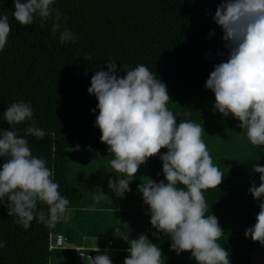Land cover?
<instances>
[{"label": "trees", "instance_id": "16d2710c", "mask_svg": "<svg viewBox=\"0 0 264 264\" xmlns=\"http://www.w3.org/2000/svg\"><path fill=\"white\" fill-rule=\"evenodd\" d=\"M219 3L54 0L52 15L43 26L36 15L31 25L22 26L12 16L13 0H0V17L7 15L11 26L0 51V135L11 130L28 141L32 155L45 161L60 194L68 199L66 211H72L68 220L60 217L48 224L34 219L24 228L0 206V243L4 245L0 247V264H78L89 260L75 248H50L51 234L64 235L75 247H87V254L93 253L89 248L94 244L103 246L112 240L114 248L125 249L124 262L131 240L123 237L128 218L138 222V237L147 236L161 249L163 264H196L191 252L177 255L170 248L171 238L151 226L148 206L138 192L137 186L149 178L166 182L159 156L140 166L123 197L109 189V179L119 174L112 172L113 156L100 141L101 132L95 126L98 100L88 88L92 76L107 71L109 62L116 64L118 77L145 65L166 85L171 98L167 107L177 124L191 121L203 126L202 138L213 163L218 166L219 161L229 159L219 150L223 115L214 112V93L205 87L214 67L229 55L222 30L213 19ZM57 12L61 30H70L74 40L61 43L60 31L53 32ZM17 102L28 104L33 116L9 125L4 111ZM32 125L45 132L43 139L26 133ZM238 129L245 138L244 130ZM76 146L79 150L71 149ZM212 146L216 149L211 150ZM166 151L162 149L161 154ZM5 160L0 158V166ZM254 164L264 167V145L256 147L249 142L233 165L218 166L224 175L222 183L203 193L206 215H215L224 230L218 243L228 251L230 264H255L260 246L244 235L256 223L261 202L249 192L253 183L260 184V174L252 170ZM103 193L106 198L97 202L94 197ZM37 209L47 216L46 205L38 203Z\"/></svg>", "mask_w": 264, "mask_h": 264}, {"label": "clouds", "instance_id": "9594fccd", "mask_svg": "<svg viewBox=\"0 0 264 264\" xmlns=\"http://www.w3.org/2000/svg\"><path fill=\"white\" fill-rule=\"evenodd\" d=\"M53 2L13 0L12 16L27 26L36 15L43 26L52 15ZM213 19L222 30V40L229 51L227 60L214 67L205 83L215 96L213 110L238 120V127L244 130L251 145H264V0H220ZM59 20L57 12L52 30L60 31L61 43L74 40L70 30H61ZM10 32L9 17L3 15L0 51ZM107 69L92 76L88 93L98 100L95 126L101 132L100 141L113 156L110 168L119 174L116 179H109V189L123 197L130 191L129 185L140 166L159 156L166 182L149 178L137 186L148 206L151 226L171 238L170 248L177 255L191 252L196 264H230L228 251L218 243L224 230L215 215H206L208 205L203 193L217 188L224 175L213 163L202 138L204 127L191 121L177 124L167 107L171 98L166 85L145 65H138L123 77L116 75L114 62H109ZM32 116L31 107L24 102L13 103L4 111L9 125ZM26 133L38 139L45 137V132L34 125ZM71 149L79 150V146ZM162 149H167L166 153L161 154ZM0 158H6L0 166V206L7 208L8 216L17 217L15 222L24 228L34 219L48 224L59 220L69 201L60 194V186L53 181V172L45 161L32 155L28 141L15 131L5 130L0 135ZM252 170L260 174V184L253 183L249 192L261 202L256 223L244 235L264 245V167L254 164ZM105 198L104 193L94 197L97 202ZM38 203L47 206V216L37 209ZM128 243L129 255L123 264H163L161 249L147 236L141 234ZM89 264L112 261L109 255L100 254L89 256Z\"/></svg>", "mask_w": 264, "mask_h": 264}, {"label": "rangeland", "instance_id": "374dc122", "mask_svg": "<svg viewBox=\"0 0 264 264\" xmlns=\"http://www.w3.org/2000/svg\"><path fill=\"white\" fill-rule=\"evenodd\" d=\"M219 124L222 126V138H220V147L219 150L224 157L229 159L221 160L217 164L220 168H225L233 165V160L236 159L249 147V141L247 138H241L239 135L238 120L232 116L224 117L219 121ZM217 144V143H216ZM216 149V146H212L211 150ZM234 156V157H233ZM225 165V166H224ZM128 226L126 231L123 233V237L127 239H137L138 230H137V221L127 219ZM90 239V238H89ZM91 240V239H90ZM93 245L92 247H96ZM107 253L110 252V249L106 250ZM255 264H264V245L259 246L256 255H255Z\"/></svg>", "mask_w": 264, "mask_h": 264}, {"label": "built area", "instance_id": "2783aa9c", "mask_svg": "<svg viewBox=\"0 0 264 264\" xmlns=\"http://www.w3.org/2000/svg\"><path fill=\"white\" fill-rule=\"evenodd\" d=\"M112 244V240L108 239L106 244L103 246L97 245L96 247H90L89 249H91L93 253L87 254L84 252L87 247H75L69 243L67 238L62 234H51L50 236V248H75L79 251V255L86 256L88 259L89 256L94 258L100 254H107L110 257L112 264H123L124 256L122 255V252L125 251V249L114 248ZM97 248L100 250L99 252L95 251ZM107 249H110L109 253L106 252ZM78 264H89V260L87 262H81Z\"/></svg>", "mask_w": 264, "mask_h": 264}, {"label": "crops", "instance_id": "0c3cea01", "mask_svg": "<svg viewBox=\"0 0 264 264\" xmlns=\"http://www.w3.org/2000/svg\"><path fill=\"white\" fill-rule=\"evenodd\" d=\"M64 213H65V215H67V216H65ZM64 213L61 215V217H62V218H65V219H67V220L72 216V211H71V209H68V210L65 211ZM128 219H129V218H128ZM129 220H131V219H129ZM125 225H126V227L128 226V222H127V220H126V222H125Z\"/></svg>", "mask_w": 264, "mask_h": 264}]
</instances>
